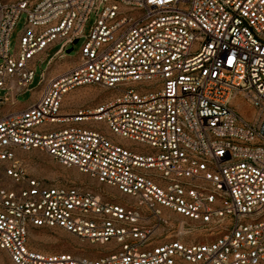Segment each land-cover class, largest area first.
Wrapping results in <instances>:
<instances>
[{
  "label": "built area",
  "instance_id": "2783aa9c",
  "mask_svg": "<svg viewBox=\"0 0 264 264\" xmlns=\"http://www.w3.org/2000/svg\"><path fill=\"white\" fill-rule=\"evenodd\" d=\"M91 13L77 61L53 76L41 71L38 97L0 117V258L264 264V0H0V101L29 89L50 46L66 55ZM83 85L115 93L62 111L64 96ZM83 122H102L129 145ZM31 149L127 200L32 175L20 157ZM162 208L191 219L207 239L183 240L192 228ZM33 227L115 244L99 256L41 251L29 246ZM157 228L169 240L154 242Z\"/></svg>",
  "mask_w": 264,
  "mask_h": 264
},
{
  "label": "rangeland",
  "instance_id": "374dc122",
  "mask_svg": "<svg viewBox=\"0 0 264 264\" xmlns=\"http://www.w3.org/2000/svg\"><path fill=\"white\" fill-rule=\"evenodd\" d=\"M25 14L22 13L13 28L12 34L10 36V46L11 52L15 49V44L17 37L21 30L23 29L25 23ZM96 16L91 13L87 19L84 29L83 36L80 37L75 43L69 45L65 51L69 48L71 50L66 52V55L62 57L55 56V52L58 49L59 44H54L50 46L46 53L47 56L40 62L37 61L35 68L33 80L29 85V89L25 92L16 95V101L21 104L30 102L35 96L37 90H39V79L41 77V71H46L48 74H57L64 71L67 67L73 63L77 57L86 37L89 35L92 26L94 25ZM50 57H54L48 66L47 60ZM48 68V69H47ZM30 90H33L32 92ZM5 90L0 89V96H3ZM115 92L98 85H83L76 87L69 91L63 99L62 111L64 112H75L77 109L89 108L95 106L97 102L103 101L107 97L111 96ZM235 108L243 114H250V108L241 100H235L233 102ZM80 105V106H79ZM94 128H100L103 132L108 134L113 139L118 142L129 145L128 141L114 136L109 132L108 128L102 122H83ZM51 126H55L51 125ZM20 157L24 161L27 170L32 175L46 179L52 183H68L80 185L84 188H89L95 192L102 193L105 197L109 196L110 192L113 195V199L116 201L124 200L123 196L118 194L115 190H110V187L99 183L96 179L90 177L89 175L80 172L75 167H66L60 164L56 159L50 155L42 152L39 149H31L28 151H22ZM196 227L192 229L193 232L197 231ZM29 246L47 252H70L75 255H89V256H99L103 253L108 252V250L114 245V242L98 244L91 243L86 240H81L74 234H71L61 228H47V227H33L29 231L28 236ZM0 264H13L10 258L5 254H1Z\"/></svg>",
  "mask_w": 264,
  "mask_h": 264
},
{
  "label": "crops",
  "instance_id": "0c3cea01",
  "mask_svg": "<svg viewBox=\"0 0 264 264\" xmlns=\"http://www.w3.org/2000/svg\"><path fill=\"white\" fill-rule=\"evenodd\" d=\"M77 59H78V57H77ZM77 59L73 63H71L69 66H71L72 64H74L77 61ZM53 75H55V74H53ZM53 75L51 73L49 74V76H53ZM38 94L39 93L36 92V94L33 97V99L30 102L25 103V104L18 103L16 100L14 102H11L9 100H7V101H0V117H2L3 115H5V114H7V113H9L11 111H15V110H19V109L24 108L25 106H27L28 104H30L33 100H35L38 97ZM81 124H82L83 127H89V125H86L85 123H81ZM111 189L112 190H115L116 192H118L113 187H110V190ZM110 194L112 195L111 192H110ZM118 194H119V192H118ZM123 198H124V200L118 201V202H123V201L127 200V197H124L123 196ZM161 211H162L163 215H165L166 217H168L172 222H175V223L176 222H182V223H184L186 225H189L192 229L195 227L194 226V222L191 219L185 218L182 215H180L178 213H175V212H173V211H171L169 209H166V208H162ZM163 234L164 233H163L162 229L161 228H157L156 231H155V237H159V239H157L154 242H162V241H165V240H169V238H167V237H169V235L163 236ZM181 238L183 240H186V241L187 240L188 241H192V240L204 241V240L207 239L206 237L203 236V233H202L201 230H197L195 232L192 231V232H190L188 234H184V235L181 236Z\"/></svg>",
  "mask_w": 264,
  "mask_h": 264
},
{
  "label": "water",
  "instance_id": "95a60500",
  "mask_svg": "<svg viewBox=\"0 0 264 264\" xmlns=\"http://www.w3.org/2000/svg\"><path fill=\"white\" fill-rule=\"evenodd\" d=\"M77 41V39L74 40V43ZM71 50V48L67 49V52H69Z\"/></svg>",
  "mask_w": 264,
  "mask_h": 264
}]
</instances>
